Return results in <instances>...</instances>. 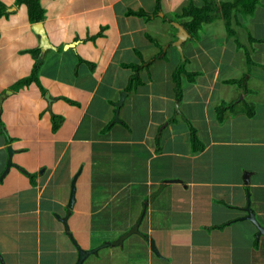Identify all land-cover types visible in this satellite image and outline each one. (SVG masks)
<instances>
[{
    "label": "crops",
    "instance_id": "obj_1",
    "mask_svg": "<svg viewBox=\"0 0 264 264\" xmlns=\"http://www.w3.org/2000/svg\"><path fill=\"white\" fill-rule=\"evenodd\" d=\"M39 3L45 18L33 23L26 4L0 0V95L12 91L0 103L3 262L77 264L73 238L89 250L139 222L83 264H264L246 209L264 227V0L253 14L232 10L239 44L216 20L181 48L187 21L172 20L204 0ZM131 65L141 85L130 86ZM37 66L38 83L15 89Z\"/></svg>",
    "mask_w": 264,
    "mask_h": 264
},
{
    "label": "trees",
    "instance_id": "obj_2",
    "mask_svg": "<svg viewBox=\"0 0 264 264\" xmlns=\"http://www.w3.org/2000/svg\"><path fill=\"white\" fill-rule=\"evenodd\" d=\"M17 2L19 4L24 3L28 6L30 20L33 23L41 22L44 20L45 14L43 9L41 8L39 0H17ZM258 4H260V0H255L253 3L250 4H247L244 0H235L234 3L221 2L220 4H218L214 0H204L203 7H198L193 3H191L184 9L181 15H176L174 17V19L172 20L173 22L172 25L174 26L178 21H182L183 19H186L187 22H184L183 26L191 35V39L189 41L192 40L197 41L200 39V35H199L200 30L203 28L204 25L212 23L216 20H224L226 24L228 36L235 38V40L239 44L237 35L232 29V10L236 9L237 11L241 12L244 15L253 14ZM159 11H160V5L159 2H157L156 13ZM135 15L141 16L142 14H135ZM163 58H165V56H163ZM186 61L187 60L184 58V61L180 63L173 76L174 82L176 83L175 90L177 94V99L179 100L182 99L181 75L185 73ZM38 68L39 66L35 68V71L30 78H27L19 82L15 86V89H20L26 85H29L32 82L38 83ZM131 69L133 70L134 74L130 79V86L132 83H134L135 86L141 85L142 83L138 78L140 66L131 65ZM189 79L191 81H194L195 77H189ZM246 80L247 77H245L243 81L239 83L245 88V90H246V86H245ZM130 88L131 87H129V89ZM227 106H229L230 108L231 106L234 107V105H225L220 107L219 115H218L220 120H224L225 118L224 114L227 110ZM190 129H191V142L194 150L195 151L202 150L205 146L197 137L196 128L192 124H190Z\"/></svg>",
    "mask_w": 264,
    "mask_h": 264
},
{
    "label": "water",
    "instance_id": "obj_3",
    "mask_svg": "<svg viewBox=\"0 0 264 264\" xmlns=\"http://www.w3.org/2000/svg\"><path fill=\"white\" fill-rule=\"evenodd\" d=\"M36 27L34 28L35 31H37L39 28H41V25L38 24V25H35ZM176 37H178V41L174 43V46L175 47H178V48H181V45L183 43H185L187 40L190 39V34L185 30V28H183L182 26H177V33H176ZM12 91L10 90H7L4 94L0 95V103L3 102V100L5 99V97L9 94H11ZM125 95V93H122L121 94V97L119 99V101L116 103V111L118 112V109L119 107L122 105V102H123V96ZM48 100H49V96L47 97ZM51 99V98H50ZM9 154H10V158L8 160V163H7V168L3 174V176H5V174L8 172L9 168L13 165V161H12V154H13V150L11 148H9ZM2 176V177H3ZM1 177V179H2ZM75 180L73 181L72 183V190H71V196H70V202H69V210L67 212V216L64 217L62 219V221L64 222L66 228H69L68 226V218H69V215L71 214V209L73 208L74 206V202H75V190H76V186H75ZM153 196H151L152 198ZM247 211H248V219H251L255 224L256 226L258 227L259 229V233L258 235H261L263 234L264 235V227H262L259 222L257 221L256 217H255V214L253 212V210L251 209L250 207V203L248 204L247 206ZM140 231H139V222L136 223L134 226H132L129 230H127L125 233L121 234L120 236H118V238L116 240H114L113 242H106L104 244H101L100 246L96 247V248H93V249H89V250H85V249H82L81 246H79V244L77 243V241L73 238V242L75 243L77 249H78V260H77V264H83L84 260L90 255V254H93V253H97L100 249L106 247V246H109V245H120L122 244L123 240L126 239L128 236H130L131 234H139ZM151 247L153 249V251H155L156 253H159L158 250H157V247L155 245V241L152 239L151 240ZM1 259V258H0ZM1 262L2 264H5L3 262V259H1Z\"/></svg>",
    "mask_w": 264,
    "mask_h": 264
},
{
    "label": "rangeland",
    "instance_id": "obj_4",
    "mask_svg": "<svg viewBox=\"0 0 264 264\" xmlns=\"http://www.w3.org/2000/svg\"><path fill=\"white\" fill-rule=\"evenodd\" d=\"M248 2L250 3V0H248ZM190 87L192 88V89H194V91H195V88H194V86L192 85V84H190ZM198 90H199V88H197ZM183 122H181V125L183 126ZM186 124V123H185Z\"/></svg>",
    "mask_w": 264,
    "mask_h": 264
},
{
    "label": "clouds",
    "instance_id": "obj_5",
    "mask_svg": "<svg viewBox=\"0 0 264 264\" xmlns=\"http://www.w3.org/2000/svg\"><path fill=\"white\" fill-rule=\"evenodd\" d=\"M179 26H181V25H179ZM183 28H184V26H182ZM186 30V29H185ZM177 31V30H176ZM187 31V30H186ZM188 32V31H187ZM177 33V32H176ZM191 36V35H190ZM191 38V37H190Z\"/></svg>",
    "mask_w": 264,
    "mask_h": 264
}]
</instances>
